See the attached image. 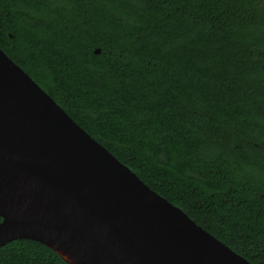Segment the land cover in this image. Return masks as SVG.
<instances>
[{"label": "trees", "instance_id": "1", "mask_svg": "<svg viewBox=\"0 0 264 264\" xmlns=\"http://www.w3.org/2000/svg\"><path fill=\"white\" fill-rule=\"evenodd\" d=\"M0 47L147 185L264 264V0H0ZM0 264L70 263L20 238Z\"/></svg>", "mask_w": 264, "mask_h": 264}, {"label": "water", "instance_id": "2", "mask_svg": "<svg viewBox=\"0 0 264 264\" xmlns=\"http://www.w3.org/2000/svg\"><path fill=\"white\" fill-rule=\"evenodd\" d=\"M0 246L83 264H254L147 185L0 47Z\"/></svg>", "mask_w": 264, "mask_h": 264}, {"label": "bare ground", "instance_id": "3", "mask_svg": "<svg viewBox=\"0 0 264 264\" xmlns=\"http://www.w3.org/2000/svg\"><path fill=\"white\" fill-rule=\"evenodd\" d=\"M58 251H60L64 257H66L69 261H71L73 264H83L75 254L71 253L70 251L66 250L65 248L61 246L56 247Z\"/></svg>", "mask_w": 264, "mask_h": 264}, {"label": "flooded vegetation", "instance_id": "4", "mask_svg": "<svg viewBox=\"0 0 264 264\" xmlns=\"http://www.w3.org/2000/svg\"><path fill=\"white\" fill-rule=\"evenodd\" d=\"M2 218V217H1ZM2 220V219H1Z\"/></svg>", "mask_w": 264, "mask_h": 264}]
</instances>
